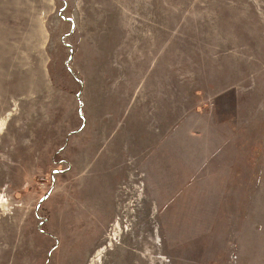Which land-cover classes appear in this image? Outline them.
<instances>
[{"label":"rangeland","instance_id":"1","mask_svg":"<svg viewBox=\"0 0 264 264\" xmlns=\"http://www.w3.org/2000/svg\"><path fill=\"white\" fill-rule=\"evenodd\" d=\"M0 264H264V0H0Z\"/></svg>","mask_w":264,"mask_h":264},{"label":"bare ground","instance_id":"2","mask_svg":"<svg viewBox=\"0 0 264 264\" xmlns=\"http://www.w3.org/2000/svg\"><path fill=\"white\" fill-rule=\"evenodd\" d=\"M99 250H100V249L97 250V252H96L97 254H98Z\"/></svg>","mask_w":264,"mask_h":264}]
</instances>
